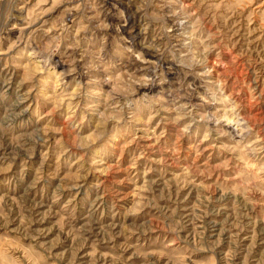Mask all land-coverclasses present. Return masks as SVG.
Instances as JSON below:
<instances>
[{
    "label": "rangeland",
    "instance_id": "obj_1",
    "mask_svg": "<svg viewBox=\"0 0 264 264\" xmlns=\"http://www.w3.org/2000/svg\"><path fill=\"white\" fill-rule=\"evenodd\" d=\"M0 264H264V0H0Z\"/></svg>",
    "mask_w": 264,
    "mask_h": 264
}]
</instances>
